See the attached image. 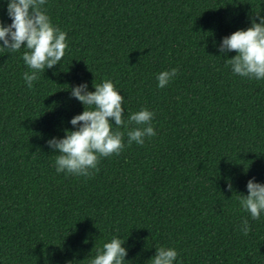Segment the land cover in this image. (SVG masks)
Listing matches in <instances>:
<instances>
[{
  "label": "trees",
  "instance_id": "obj_1",
  "mask_svg": "<svg viewBox=\"0 0 264 264\" xmlns=\"http://www.w3.org/2000/svg\"><path fill=\"white\" fill-rule=\"evenodd\" d=\"M67 33L58 65L28 88L25 48H0V264H90L113 237L124 264H264V213L238 193L264 183V80L232 73L224 37L264 16V0H46ZM0 21L11 23L6 0ZM2 45V41H0ZM178 68L169 84L157 74ZM111 80L124 119L154 113L153 137L100 157L90 177L57 173L47 141L75 130L84 105L70 89ZM115 128L116 126L113 125ZM124 132L125 128L120 127ZM232 184V191L228 184ZM248 219L251 231H241Z\"/></svg>",
  "mask_w": 264,
  "mask_h": 264
},
{
  "label": "clouds",
  "instance_id": "obj_2",
  "mask_svg": "<svg viewBox=\"0 0 264 264\" xmlns=\"http://www.w3.org/2000/svg\"><path fill=\"white\" fill-rule=\"evenodd\" d=\"M6 3L11 23L5 25L0 21V48L10 52H18L22 47L26 49L22 59L30 71L23 74V79L31 89L41 71L52 69L65 56L67 33L54 25L46 14L43 9L46 0H6ZM257 17L259 23L253 19L246 30L240 29L224 37L218 50L226 57L229 52L237 53L227 59L234 75L264 80V16ZM178 71V68H172L157 74L158 87L165 88ZM93 87L95 91H89L88 84L83 83L70 89L71 96L84 105V111L70 121L75 130H66L63 138L47 141L57 153V173L90 177L93 170L99 171L100 157L120 155L125 147V134L129 146L133 142L143 145L145 137L157 134L151 123L154 113L146 107L131 113L125 121L124 97L111 80L106 78L102 83H94ZM120 127L125 131H120ZM228 190H233L231 183ZM247 190V195L238 193L239 204L253 220H258L264 213V183L256 182L253 177L247 182ZM241 231L245 236L251 231L248 219L243 220ZM124 244L118 237H113L97 249L90 264H124L128 255ZM177 256L175 248L159 246L149 261L150 264H174Z\"/></svg>",
  "mask_w": 264,
  "mask_h": 264
}]
</instances>
